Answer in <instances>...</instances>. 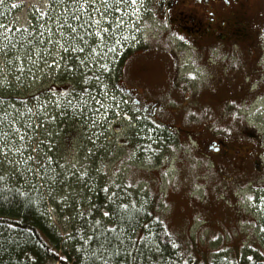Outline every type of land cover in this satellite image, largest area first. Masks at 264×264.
I'll use <instances>...</instances> for the list:
<instances>
[{"label": "rangeland", "instance_id": "374dc122", "mask_svg": "<svg viewBox=\"0 0 264 264\" xmlns=\"http://www.w3.org/2000/svg\"><path fill=\"white\" fill-rule=\"evenodd\" d=\"M156 1L136 0L135 4H131V0H128L130 7L126 5L127 13H120L124 20L120 31L117 33L113 30L111 43L105 39L106 47L95 45L96 51L93 56L98 59L105 58L99 62L106 64L107 69L101 70L105 76H100L97 85L92 84L101 95L94 103L95 106L98 105V109L97 107L94 109L97 115L93 114L92 123L86 121L69 124L66 130L58 131L60 134L57 132L56 124L59 123L57 110L61 99H67L69 96L75 98L83 94L76 87L56 88L53 83L64 80L60 70L66 64V58L63 56L65 52L59 44L48 45L40 42L36 44L38 52L32 53V60L22 58L23 68H12L11 73L8 71L11 66L5 64L4 56L0 53V79L8 80L10 89L15 93L4 97L7 100V107L0 106V114L7 112L11 117L17 109L29 107L35 110L37 103H40L43 106L42 112L52 119L45 121L41 115L34 118L33 123L43 125V128L37 130V140L46 141L39 147L48 155L54 159L62 158L61 162L66 160L69 164L76 163L78 167L80 165L98 167L103 160L107 165L108 179L123 183L128 180L126 177L131 176L135 186L144 192L147 190V182L151 183L150 180L153 179L151 188L155 189V192L152 194L156 198L159 195L163 197L158 207L168 227L178 236L187 238L186 241H196L201 251L205 253H226L235 258L238 255L237 250L243 253L250 252L247 250L251 249L264 255V235L260 229L255 233L254 225L252 227L254 219L261 220L263 217L264 190L259 187L261 184L254 188L245 187L249 179L250 181L264 179L261 174L263 167L260 174L250 168L241 176L237 159L229 160L213 155L205 146L219 138L224 141L227 138L224 131L229 124H225L224 120H227V117L223 118L225 113L221 103L222 84L227 83L224 81V75L228 81L231 77L237 78L234 87L228 93L224 92V100L232 96L231 100L239 102L240 96H243L244 100L248 97L249 102L256 94L263 93L261 102L256 100L250 107L249 112H252L253 121H249L251 123L249 129L253 128L261 136L264 134L263 0H247L244 10L246 17L244 22L250 24L247 39L244 42H237V50L227 53L222 62L218 60L222 50L217 49V45L205 49L202 53L198 49L184 46L176 36L171 35L167 28L169 22L155 6ZM46 2L47 0H0V26H4L0 27V33L14 36L16 30H24L21 32L23 35L32 30L42 31L39 24L46 21L38 18L36 9L44 11ZM103 2L110 0H96L97 5ZM33 18L36 22H33L35 21ZM190 36L193 38L194 34ZM2 40L3 36L0 35V41ZM198 42L200 41H195ZM126 50L130 52L122 56L114 70L116 78L110 82L112 64L121 52ZM112 52L115 55L113 58L110 56ZM87 53L85 51V55ZM207 56H211L216 62L207 63ZM233 59L237 63L235 68L231 69ZM75 67L76 72L83 69L82 73L85 74V71H88L84 67ZM90 68L93 71L99 70L95 62ZM17 76L20 77L19 80H16ZM174 79L183 89L182 92L177 91L174 92L175 95L172 93L169 95L165 83L166 80ZM204 83L207 85L203 88ZM112 84L138 87V96L142 102H146L145 99L155 101V105L158 103L169 109L149 118L150 123H157L173 130V135L177 137L174 145L171 144L173 146L162 150L160 157H157L158 160L151 156L148 159L141 156L140 152L145 153V150H127V141L124 138L126 131L128 132L125 126L129 123H122L120 113L117 115L119 120L116 115L110 116L113 109L109 97V93H113L114 89ZM89 87L90 84L85 86ZM249 87L255 88V93L249 94L252 92L248 91ZM199 89L202 94L198 92ZM98 91L93 89L87 94L97 96ZM150 104L148 102V105ZM209 106L213 110L209 112L211 116L208 119L199 115L202 109ZM193 107L195 110L190 111ZM241 110L242 108L235 111L236 121L243 119L247 114ZM202 114L206 116L205 113ZM132 123L131 127H134L138 121L134 120ZM204 123L213 124L214 128L207 129ZM257 132L255 133L258 134ZM230 135L236 137L233 133ZM37 140L32 142L33 148L36 147ZM97 145H101L99 151H104L103 155H99L100 152H92L93 149L90 150ZM10 159L11 156L5 157L4 154H0V175H5L7 184L10 182L18 184L19 179L12 175L16 168L7 163ZM258 165L261 164L258 162ZM9 177H13L14 182L7 181ZM20 183L26 192L33 188L35 196H40L39 190L33 185H25L23 181ZM86 203L84 201L80 207L83 208ZM47 212L51 222L64 237L72 220L70 215L64 212L57 214L50 207L47 208Z\"/></svg>", "mask_w": 264, "mask_h": 264}, {"label": "snow or ice", "instance_id": "6c2138e0", "mask_svg": "<svg viewBox=\"0 0 264 264\" xmlns=\"http://www.w3.org/2000/svg\"><path fill=\"white\" fill-rule=\"evenodd\" d=\"M135 3L136 0H131V4ZM126 5L130 7L128 0H110L99 5L96 0H47L44 11L36 9L38 18L46 21L39 24L42 31L32 30L23 35L21 32L24 30H16L14 36L0 33L3 36L0 53L4 56L5 64L11 66L8 71L11 73L12 68H23L22 58L31 61L32 53L38 52L37 42L59 44L65 54L71 53L65 62L69 68L77 66L91 70L90 65L95 62L99 70H106L107 65L101 64L93 56L95 45L106 47L105 39L111 43L113 30L118 33L124 24L120 13H127ZM105 24L109 26L105 27ZM86 50H90L87 55ZM13 61L19 63L14 64ZM19 79L17 76L16 80ZM10 87L8 80L0 79V106L7 107L4 97L11 95L10 91H6ZM42 107L37 103L35 110L29 107L17 109L11 117L7 112L0 114V154L12 157L7 160L8 164L16 168L12 175L25 185L31 184L39 190L41 202L45 197L53 201L59 199L61 203L78 209L72 213L77 220L73 224V231L80 234V243L74 247L84 254V258L90 264H173V260L177 264H188V260L193 259L191 253L181 254L179 245L165 235V228L157 223L159 218H153L148 212L146 196L138 200L129 190L130 183L126 185L108 179L107 165L103 160L98 167H78L76 163L69 164L66 160L61 162L62 158L54 159L39 147L46 141L37 140V130L43 125L34 124V118L43 115L45 121L52 119L42 112ZM34 140H37L35 148L32 147ZM3 181L5 175H0V182ZM80 189L83 192L102 193V202L81 208L85 196ZM3 190H8L7 183L3 184ZM15 191L16 196L8 201L10 205L24 202L18 197H23L31 205V197L35 195L33 188L27 192H20L19 189ZM259 227L264 231V225ZM138 229L144 234H139ZM4 231H12L13 235L5 237ZM25 233L27 239L24 238ZM31 236V227L21 226L16 230L15 224L11 228L7 224L0 225V264H4L5 257L8 258V264L21 257L23 264H40L39 253L29 243ZM65 239L71 237L65 234ZM35 243L37 248L44 246ZM184 255H187L188 260L184 259ZM246 259L252 261L253 257L248 256Z\"/></svg>", "mask_w": 264, "mask_h": 264}, {"label": "trees", "instance_id": "16d2710c", "mask_svg": "<svg viewBox=\"0 0 264 264\" xmlns=\"http://www.w3.org/2000/svg\"><path fill=\"white\" fill-rule=\"evenodd\" d=\"M32 20L35 19L33 18ZM33 22H36V20ZM130 50L121 52L120 56H118L117 59L114 60L112 64L113 66L111 67V72L109 74L110 82L115 80L116 78V76L114 75V70L120 63L122 56L128 55ZM87 51L88 50H86V53ZM102 55H104V53H102ZM63 56L66 58V61L70 57L69 53L66 55L63 54ZM110 56L111 58L115 57L113 52L110 53ZM101 59H99V61H101ZM82 72L83 69L76 72L75 66L69 68L67 64H65L60 70L61 77L64 78V80H58L57 82L53 83L55 86H57L56 88H61L62 86L70 88L76 87L78 88V91H81L83 94L82 96L75 98H73V96H69L67 99H61V104L59 105L57 110V117L59 116V119H57L59 123L56 124L57 132L66 130L69 127V124L73 125L85 123L86 121H94L93 114L97 115L96 112H94V109L96 107V109H98V105L95 106L96 104L94 103L101 95L99 94L100 92L98 91V89H95L92 84L97 85V81L99 80L100 76L105 75L101 70L97 69L96 71H93V69L85 71V74H83ZM91 75H94V77L96 76L98 78H94ZM89 84L91 85V87L85 88V86H89ZM93 89L95 91H98L97 96L87 94ZM6 91H10L12 95H15V93H13L11 89H6ZM109 97L112 102H110L111 106L113 108L111 110L110 116L112 117L113 115L114 117V115H116L115 112L117 113L122 111L124 107H119L120 105L114 98L113 93H109ZM111 97L113 99H111ZM128 129L129 131L124 138L125 141H127V150H145V153L140 152L141 156H143L145 159L150 158V156L154 157V159H157V157L159 158L162 150L166 149L168 146H173V143H175V140L177 139V137L172 133L173 130L171 131L157 123L154 124L147 122L146 119L138 121V123L134 125V127H130ZM100 146L101 145H97L90 150L93 149L92 152H100ZM101 152L99 153V155L104 154V151L101 150ZM126 178L128 180L123 181V183L126 185L130 183L131 186L129 187V190L137 196L138 200L139 197L146 196L149 205L148 212L153 218H159L157 223L165 228V235H168L173 243H177L179 245L178 251L181 254L191 253L193 257V259L191 260H188L187 255H184V259L188 260V264H264V255L258 253L257 250H255L256 253L251 249L247 250L250 252L243 253L237 250L238 255L235 258H231V256L227 255L226 253H205L204 251H201L200 246L198 243H196V241L192 240L188 242L185 240L187 238L178 236L168 227V224L164 220L162 212H160L158 207V203L160 200H162L163 197L159 195L156 198V196L152 194L155 192V189L151 188L153 179L150 180L151 183L147 182V190L144 192L140 191L138 187L135 186V184L132 182L133 179L131 178V176H128ZM13 180V177H9L7 179V181ZM5 181L0 182V202H2V210H0V225L7 224L11 228V226L15 224L16 230H19L21 226L25 228L31 227L32 236L31 240H29V243L32 245L35 251L39 253L40 264H47L48 262H57L59 264H90V262L84 258V254L82 252H79L78 249L74 247V245L80 243V234L73 231V224L77 223V220L75 217H73L72 213L78 210L76 207L61 203L59 199L53 201L52 199L49 200L46 197L44 198L43 202H41L40 196L35 195L31 197V205H29L28 201H25L23 197H18V200L24 201L23 203H12L10 205L8 201L11 200L12 197L16 196L15 189H19L20 192L26 191L21 186L20 180L18 181V184L11 182L8 183V190H3V184L7 183ZM13 184H15V189H13ZM259 187L264 190L263 184H261V186ZM80 190L85 196L84 201L87 202L84 207H89L91 204H99L103 200V194L98 191L89 193L83 192V189ZM9 193H11V195H9ZM88 197H90L91 199L89 200ZM47 206L53 208L57 214L64 212V214L70 215L72 220L69 224L67 234L71 237V239H65V236L62 237L59 229L54 223L51 222V219L47 212ZM262 208V219L257 220L253 218L254 222L252 223V227L254 225L255 233L256 230L260 229V225H264V206ZM26 212L27 215H25ZM96 215L102 219H106L103 218L100 213H96ZM138 232L139 234H144L142 231H139V229ZM261 234L264 235V231H261ZM3 235L5 237L10 236L13 235V232L4 231ZM24 238L27 239V233H25ZM10 242L11 241H9V243ZM35 242H39L44 246L37 248ZM248 256H252L253 260L248 261L246 259ZM4 264H8L7 257H5ZM12 264H23V257L19 259H13ZM173 264H177V262L173 260Z\"/></svg>", "mask_w": 264, "mask_h": 264}, {"label": "flooded vegetation", "instance_id": "af4514ba", "mask_svg": "<svg viewBox=\"0 0 264 264\" xmlns=\"http://www.w3.org/2000/svg\"><path fill=\"white\" fill-rule=\"evenodd\" d=\"M246 2L247 0H157L155 6L161 10L165 20L169 22L167 28L170 30L171 35L176 36L179 42L189 48L198 49L202 53L205 52V49L217 45L216 48L222 50L218 59L222 62L225 60L227 53L237 50V42H244L247 39L246 36L249 34L250 24L244 22L246 18L244 17ZM190 34H194V37L191 38ZM195 41L200 42L195 43ZM206 61L207 63L216 62L211 56H207ZM236 63L237 61L233 59L231 69L235 68ZM236 79V77H231L228 81V78L225 79L224 75V81L227 83L225 85L221 83L223 87L221 90V103L223 104V113H225L222 114L223 118L227 117V120H224L225 124H229L224 131L227 138L225 141L219 138L209 142L205 145L206 150H211L213 155L221 156L225 159H237L241 176L245 175L250 168L257 170L258 174H260L262 167L263 171L261 174L264 176V134L262 133L261 136L253 128L249 129L251 124L249 121H253L252 112H249L250 107L256 100L261 102L260 98L263 93L256 94L249 102H247L248 97L244 100L243 96H240L239 102L231 100L230 97L232 96L224 100V92L228 93L234 87L237 82ZM166 81L165 84L168 86L166 89L169 91V95L170 93L175 95L174 92L177 91L182 92L183 88L176 84V79ZM206 85L207 83H204L202 87L204 88ZM112 86L114 87V98L120 105L119 107H124L122 111L116 113V118L119 117L117 115L120 113L122 123H129L125 126L128 131L134 120L141 121L146 119L149 122V118H152L155 114L169 110L165 106L158 105V103L155 105V101L152 102L145 99L146 102H142L138 96V87H129L123 84ZM238 86L239 84L237 88ZM249 90L252 91L249 94L255 93V88L249 87ZM159 91L162 94L161 88ZM198 92L201 93L200 89ZM249 94H246V96H249ZM148 102L151 104L148 105ZM237 102L238 106H236ZM241 108L242 112L245 111L250 115L245 114L243 119L240 118V120L236 121L235 111H239ZM194 110V107L190 109V111ZM212 110V107L209 106L206 109H202L199 115L208 119L211 116L209 112ZM202 113H205L206 116ZM203 125L210 130H212V127L214 128L213 124L204 123ZM177 126L181 128L179 125ZM232 133L236 137L230 135ZM125 134H127V131ZM187 137L190 138L189 135ZM258 162L261 165H258ZM260 184L264 186V179H259L258 181H250L249 179L245 183V187L254 188Z\"/></svg>", "mask_w": 264, "mask_h": 264}]
</instances>
